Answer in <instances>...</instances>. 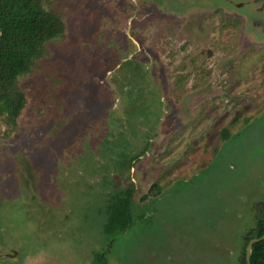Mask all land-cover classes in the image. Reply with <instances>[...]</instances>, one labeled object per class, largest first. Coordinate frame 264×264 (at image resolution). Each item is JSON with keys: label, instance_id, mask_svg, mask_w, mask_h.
<instances>
[{"label": "rangeland", "instance_id": "obj_1", "mask_svg": "<svg viewBox=\"0 0 264 264\" xmlns=\"http://www.w3.org/2000/svg\"><path fill=\"white\" fill-rule=\"evenodd\" d=\"M213 1L47 0L66 33L19 77L16 125L0 115V264L94 262L131 180L170 187L107 264H238L264 202V51Z\"/></svg>", "mask_w": 264, "mask_h": 264}, {"label": "trees", "instance_id": "obj_2", "mask_svg": "<svg viewBox=\"0 0 264 264\" xmlns=\"http://www.w3.org/2000/svg\"><path fill=\"white\" fill-rule=\"evenodd\" d=\"M46 2L47 0H0V115L6 114L13 125L18 122L27 101V95L18 87L19 77L30 72L45 55L50 41L66 33L63 17L49 8ZM130 61H125L121 66L133 70L132 65L128 66ZM136 68L140 69L138 66ZM138 74L143 77L142 71H136L137 76ZM227 137L224 131L223 138ZM136 192L131 180L130 185L111 195L103 222L107 243H114L134 225L133 204ZM160 193V186L156 183L148 192L149 195ZM256 230L259 236L264 235V208L245 239L238 264H248L246 246L248 240L255 237ZM102 252L95 255V262L98 264L102 262ZM251 264H264V239L253 244Z\"/></svg>", "mask_w": 264, "mask_h": 264}, {"label": "flooded vegetation", "instance_id": "obj_3", "mask_svg": "<svg viewBox=\"0 0 264 264\" xmlns=\"http://www.w3.org/2000/svg\"><path fill=\"white\" fill-rule=\"evenodd\" d=\"M201 1L202 0H199L198 3H202ZM214 2H215L214 5L218 6L215 8V10H217L219 8H221L222 10L224 9L227 12L226 15L228 14L229 18H234V20L236 22H241L242 26L244 28V31L245 32L249 31V48L251 47V50L249 52H252L253 56H256L257 54H259V52L264 51V0H248L247 2H238V0H228V1L214 0L213 3ZM232 14H234V15H232ZM247 24H249V28H248ZM262 54H264V53H262ZM259 55H261V53ZM262 56H264V55H262ZM251 119H252V117L249 119V122ZM232 125H234V124L232 123ZM224 131L227 133V136H228L226 139L223 138V132ZM237 132H239V131H231L229 128L222 129L221 135H220V143H219L218 147H220L222 145V143L225 142L226 140H229L232 137V134L235 135V133H237ZM184 172H186L185 169L183 170V172H181V176L183 175ZM155 183L160 186V189H161L160 194L149 195L148 192L150 189L144 195H138L136 192L135 204H137L139 206V212H140L139 217L140 218L145 217L144 216L145 215L144 210L146 208L153 206V203L164 198L165 190L170 187V186L166 187V185L159 184L158 182H155ZM155 183H153L152 186ZM262 208H264V202H260L259 204L252 207L253 217H254L251 219L252 224H251V226H249V221L247 222V227H245V229L243 230V232L241 234L240 245L237 249H235V252H237V256H238L237 257L238 263H239L240 256L242 255V252H243V246H244L245 239L249 235L250 230L254 227L257 219L261 216V209ZM161 211L163 212V210H161ZM168 216H169V218H173L170 215V213ZM257 216H258V218H257ZM256 233H258L257 230L254 233L255 237L252 239L261 238L264 236V235L259 236V233L258 234H256ZM252 239L248 240L247 246ZM108 244H109V247L105 251L102 252L103 253L101 255L102 262L100 264H107V255L109 254L110 248H112L113 243H108ZM247 246H246V260H247ZM92 261H94V262L89 263L90 259L86 260V262H88V264H98L95 262V257H94V259L92 258Z\"/></svg>", "mask_w": 264, "mask_h": 264}, {"label": "water", "instance_id": "obj_4", "mask_svg": "<svg viewBox=\"0 0 264 264\" xmlns=\"http://www.w3.org/2000/svg\"><path fill=\"white\" fill-rule=\"evenodd\" d=\"M256 234H258V233H256ZM262 239H264V236L261 237V238L252 239L249 242V244L247 246V261H248L249 264H251V255H252V246H253V244L256 243V242H259Z\"/></svg>", "mask_w": 264, "mask_h": 264}]
</instances>
